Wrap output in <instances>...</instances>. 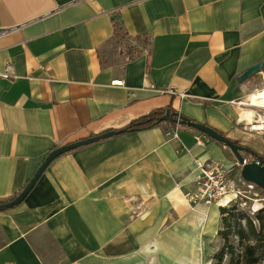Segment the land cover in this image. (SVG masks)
<instances>
[{
    "label": "crops",
    "instance_id": "obj_1",
    "mask_svg": "<svg viewBox=\"0 0 264 264\" xmlns=\"http://www.w3.org/2000/svg\"><path fill=\"white\" fill-rule=\"evenodd\" d=\"M261 60L264 0H0V199L20 192L54 148L158 108L264 159V132L248 127L242 106L264 89V64L236 81ZM170 127L55 158L0 212V264H211L220 207L191 205L185 193L197 161L237 160L185 125L168 137Z\"/></svg>",
    "mask_w": 264,
    "mask_h": 264
},
{
    "label": "trees",
    "instance_id": "obj_2",
    "mask_svg": "<svg viewBox=\"0 0 264 264\" xmlns=\"http://www.w3.org/2000/svg\"><path fill=\"white\" fill-rule=\"evenodd\" d=\"M115 36L118 42L126 37L119 22L115 23ZM168 110L171 116L176 118L177 111L169 107L158 108L133 119L127 125L118 129L122 130L119 134L162 125L164 122L159 119ZM170 124L180 126L171 122ZM246 155L251 157L250 161L255 159L250 154ZM18 193L0 199V204L12 200ZM220 214L221 228L218 231V237L222 240V245L213 255L211 264H264V207L254 211L253 216H251L248 212L243 211L241 202L238 201L228 207H220Z\"/></svg>",
    "mask_w": 264,
    "mask_h": 264
},
{
    "label": "water",
    "instance_id": "obj_3",
    "mask_svg": "<svg viewBox=\"0 0 264 264\" xmlns=\"http://www.w3.org/2000/svg\"><path fill=\"white\" fill-rule=\"evenodd\" d=\"M111 19H116L121 21V18L118 14H113L111 16ZM264 64V60H261L248 68H246L243 72H241L237 77L236 81L242 82L251 76L258 73L262 66ZM161 122H171L178 125H185L187 127H190L192 129H195L204 135L208 136L209 138L222 143L226 147H228L231 152L234 154L237 162L239 164H242L241 168V176L246 182H250L254 184L256 187L260 188L264 191V159L263 157L250 149L249 147L242 146L235 141L229 139L225 135H222L214 128L197 121H192L184 117L183 115H180L179 113L176 115V118L171 116V113L166 111V113L160 117L159 119ZM122 130H110L106 131L100 134H96L94 136L81 139L72 143H68L65 145L58 146L51 150L48 155L44 158L40 166L37 168V170L34 172L32 177L28 180L26 185L23 187V189L18 193V195L13 198L12 200L1 203L0 204V212L8 210L10 208H13L14 206L20 204L26 196L29 194V192L32 190V188L35 186L38 179L41 177L43 172L47 169L49 164L58 156L69 152L71 150L77 149L82 146H86L92 143H95L99 140L106 139L112 136H115L119 134ZM250 154L255 157L254 160H247L244 163V159H246L245 155Z\"/></svg>",
    "mask_w": 264,
    "mask_h": 264
},
{
    "label": "built area",
    "instance_id": "obj_4",
    "mask_svg": "<svg viewBox=\"0 0 264 264\" xmlns=\"http://www.w3.org/2000/svg\"><path fill=\"white\" fill-rule=\"evenodd\" d=\"M112 84L121 85L122 81L114 80ZM168 91L170 93H175L173 89H168ZM262 91L264 92V89L259 90V92ZM263 101L264 100H260V98H256L254 104H252V100L249 101L248 104L244 102H242V104L264 109ZM262 122L264 124L263 120ZM257 127H260V125ZM176 133L177 126L171 125L166 135L168 137H176ZM197 142L200 143V139H198ZM247 160V158L244 159V163ZM241 168L242 164H239L237 161L231 166H227L223 162L216 160H211L209 162L197 161L196 173L192 181V186L190 190L185 193L186 200L191 205L202 203L207 206L214 204L219 207H228L232 203L238 201L241 203L244 202L247 198L246 193L258 187L250 182H246L242 178Z\"/></svg>",
    "mask_w": 264,
    "mask_h": 264
},
{
    "label": "rangeland",
    "instance_id": "obj_5",
    "mask_svg": "<svg viewBox=\"0 0 264 264\" xmlns=\"http://www.w3.org/2000/svg\"><path fill=\"white\" fill-rule=\"evenodd\" d=\"M260 88H262V86ZM259 90L260 89L254 92L257 93L259 92ZM251 95L253 94H250L247 97H245V99H243L242 102L248 104V102L251 101L250 100ZM247 104L242 106L250 113L251 122L248 124V127L252 128L254 131L264 132V124L262 122V120L264 121V109ZM259 125L260 127H257ZM246 195L247 198L245 199L244 202L241 203V208L243 209V211L248 212L249 214H251V216H253L252 213H254V206L256 205V203H259L261 207H264V191L261 190L260 188H255L253 190L248 191Z\"/></svg>",
    "mask_w": 264,
    "mask_h": 264
},
{
    "label": "bare ground",
    "instance_id": "obj_6",
    "mask_svg": "<svg viewBox=\"0 0 264 264\" xmlns=\"http://www.w3.org/2000/svg\"><path fill=\"white\" fill-rule=\"evenodd\" d=\"M256 98H260V100H264V92L262 91V92H259L257 94L251 95V100L253 101L252 104L255 103L254 101H255ZM262 103H264V101ZM243 118H244V121L251 122V117H250L249 113L243 114Z\"/></svg>",
    "mask_w": 264,
    "mask_h": 264
}]
</instances>
